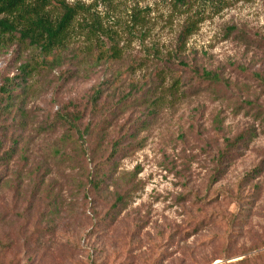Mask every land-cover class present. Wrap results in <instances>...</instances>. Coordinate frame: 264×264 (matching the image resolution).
Returning a JSON list of instances; mask_svg holds the SVG:
<instances>
[{
  "label": "rangeland",
  "instance_id": "rangeland-1",
  "mask_svg": "<svg viewBox=\"0 0 264 264\" xmlns=\"http://www.w3.org/2000/svg\"><path fill=\"white\" fill-rule=\"evenodd\" d=\"M65 1L60 52L0 49V85L34 67L0 108V264H264V0L200 1L182 47L178 0Z\"/></svg>",
  "mask_w": 264,
  "mask_h": 264
},
{
  "label": "trees",
  "instance_id": "trees-1",
  "mask_svg": "<svg viewBox=\"0 0 264 264\" xmlns=\"http://www.w3.org/2000/svg\"><path fill=\"white\" fill-rule=\"evenodd\" d=\"M203 0H178L181 6L187 11H193L189 20L183 25L178 34V47L185 44L186 39L196 29L199 22L203 19L202 10L199 9V2ZM80 8L76 4H70L65 0H0V49L8 47L16 42L25 47H31L38 50L43 56L47 57L56 52H60L68 44L70 32L75 22ZM181 49V48H180ZM109 58H116L119 55L118 48L115 45L110 46ZM34 67L28 61L18 65V73L10 78H5L0 85V108L6 107L14 100L15 92L12 85H18L26 81ZM199 78L211 84H219L223 81L221 75L214 70L201 69L198 73ZM256 77L264 81V77L255 73ZM99 91L94 96L97 99ZM251 104V101H248ZM79 132L75 124L71 126ZM217 128H220L217 126ZM83 131H88L87 128ZM239 141H246V136L240 134L235 139H226V149L234 147ZM119 151V142L113 143L109 154L110 160ZM13 148L5 154L6 159L13 155ZM253 176L257 173L254 169ZM250 174V173H249ZM216 175H220L217 172ZM104 182L99 176L93 180V184L99 187ZM122 198V195H118ZM118 201H120L118 199ZM116 207V203L112 205Z\"/></svg>",
  "mask_w": 264,
  "mask_h": 264
}]
</instances>
